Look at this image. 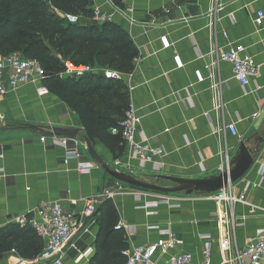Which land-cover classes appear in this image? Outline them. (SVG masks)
I'll return each mask as SVG.
<instances>
[{
	"label": "crops",
	"instance_id": "crops-1",
	"mask_svg": "<svg viewBox=\"0 0 264 264\" xmlns=\"http://www.w3.org/2000/svg\"><path fill=\"white\" fill-rule=\"evenodd\" d=\"M91 1L92 8L122 26L138 48L133 71L123 74L131 105L140 117L136 140L145 138L150 147L163 150L155 158L158 171L150 164L145 170L125 172L146 182L166 184L171 182L158 177L217 176L222 173L219 167L223 155L233 159L242 143L228 129L231 122H238L242 138L253 150L260 145L257 152L262 153L264 88L251 92L256 84L264 86V32H259L254 23L258 11L264 10V0H123L121 7L113 0ZM229 44L246 48L247 55L260 65L248 95L234 78L233 66L218 58ZM176 54L181 55L183 69H176ZM212 63L213 69L208 70L206 67ZM196 70L203 72L206 81L198 83ZM42 85L43 81L21 87L0 100V167L5 169V178L0 181V229L14 224L16 217L31 215L42 202H60L67 211L76 212L88 199L115 191L112 200L130 250L168 241L174 235L178 243L167 256L159 257V264H165L170 256L186 253L202 262L209 241L213 245L212 262L222 263L219 238L225 231L218 219L220 208L210 195L173 196L126 187L101 166L90 173L79 171L81 164L93 160L87 147L82 148L81 157L69 158L50 133L53 128L77 129L81 131L78 138L84 139L82 119L55 93L40 95L38 87ZM213 85L217 86L215 90ZM217 93L224 107L209 119L205 114L213 111ZM27 125L43 130L21 128ZM42 137H46L45 143ZM93 145L112 169L113 161L125 159L128 151L126 142ZM257 167L255 164L235 185L242 192L244 180L261 183L260 187H252L249 195L253 205L264 207V181ZM235 212L250 216L236 229L237 243L243 248L264 230V218L251 214L252 208L244 204L236 205ZM105 217L100 207L90 234L78 240L80 251L85 254L91 249L92 254L80 258V253L69 250L66 264L90 262ZM40 244L37 249L42 250L43 242ZM18 262L17 255L10 257V263L0 260V264Z\"/></svg>",
	"mask_w": 264,
	"mask_h": 264
},
{
	"label": "trees",
	"instance_id": "trees-1",
	"mask_svg": "<svg viewBox=\"0 0 264 264\" xmlns=\"http://www.w3.org/2000/svg\"><path fill=\"white\" fill-rule=\"evenodd\" d=\"M113 1L122 6L123 0ZM93 15L91 0H0V54L21 52L38 60L47 73L44 85L79 114L92 144L125 143L108 133L120 126L131 104L123 80L99 73L61 77L67 61L121 74L133 71L139 51L130 34L113 21L96 22ZM101 209L106 217L88 264H127L130 245L124 228H118L113 200H104ZM40 242L32 227L8 225L0 229V256L15 250L22 260L34 261Z\"/></svg>",
	"mask_w": 264,
	"mask_h": 264
},
{
	"label": "built area",
	"instance_id": "built-area-1",
	"mask_svg": "<svg viewBox=\"0 0 264 264\" xmlns=\"http://www.w3.org/2000/svg\"><path fill=\"white\" fill-rule=\"evenodd\" d=\"M93 19L102 24L109 21V16L99 9H94ZM254 23L259 32H264V10L258 11ZM223 35L227 37L226 32H223ZM262 42L264 43V36ZM218 58L220 61L228 62L233 66L234 78L244 89L245 95H248L250 93L248 87L258 77L260 65H257L254 59L247 55L246 48L242 46L232 47L231 44H229L228 50L220 52ZM173 59L176 69L180 70L185 67L181 55L176 54ZM213 65L212 63L206 68L212 70ZM91 73L103 74L109 79L123 80V74L117 71L87 65L78 66L71 61L65 63V72L61 74V77H78ZM195 75L198 83L206 81V77L201 70H196ZM46 77V70L38 60L25 58L22 54H11L6 57L0 54V100L8 92L42 82ZM210 77L213 79L214 75L211 74ZM215 88L217 86L213 85L214 90ZM263 88L264 86L256 84L251 93H257ZM38 92L40 95H45L49 90L45 85H42L38 87ZM223 107L224 103L221 95L217 93L214 99L213 111L205 115L212 119L211 114L217 113ZM139 123L140 117L137 110L130 104L125 119L120 123V126L111 129V133L115 136H121L128 146L125 159H115L113 161V167L117 171L127 173L125 171L130 169L145 170L150 164L155 165V171L160 169L155 162V158L160 157L163 150L150 147L145 138L142 141L136 140ZM237 125L238 122H231L228 129L232 135L239 138L240 142H243L245 140L240 135ZM41 141L45 143L46 137H42ZM53 141L57 146L67 151L69 158L81 157V150L86 146L85 140L78 137L54 136ZM257 151L254 150V165L257 164V174L261 181H264V148L261 154ZM231 162L232 159L229 154H224L219 167L220 171L225 172L230 169ZM98 168H100V165L91 160L88 163L81 164L78 169L83 173H90ZM4 178L5 169L0 167V181ZM244 183L245 186L242 192H238L236 185L233 184L209 196L220 208L218 219L220 226L225 229L224 236L219 238L221 264H264V230L258 236L251 238L243 248L239 247L236 239L237 227L250 217L248 215H237L235 212L236 205L250 206L252 208L251 214L264 218V207L253 205L249 195V190L252 187H260L261 183L254 184L247 180H244ZM115 195V191H107L100 196L90 198L86 201L84 208L76 212L67 211L60 202H42L31 215L16 217L13 223L20 225L22 228L32 227L43 242V249L34 260V264H66L69 250L80 253V258L82 256L89 257L93 250L90 249L83 254L77 245L78 240L82 236L90 234L95 223L94 217L104 200L113 199ZM118 228H123V223L119 222ZM177 243L175 236L171 235L168 241L144 245L135 250L129 249L125 253L128 259L127 264H159V257L167 256ZM212 247V242L206 243L202 262H196L193 255L186 253L168 257L165 264H214L212 262ZM11 254L16 255V251L13 250ZM19 260L23 261L21 258Z\"/></svg>",
	"mask_w": 264,
	"mask_h": 264
},
{
	"label": "water",
	"instance_id": "water-1",
	"mask_svg": "<svg viewBox=\"0 0 264 264\" xmlns=\"http://www.w3.org/2000/svg\"><path fill=\"white\" fill-rule=\"evenodd\" d=\"M21 128L35 131L43 130L31 125L23 126ZM80 132L81 131L77 129L72 130L53 128L50 136L77 138ZM84 140L88 154L97 164L101 166L107 175H110L120 183L132 186L134 188L161 194L171 195L184 193L187 196H191L194 193H202L206 195H212L240 181L254 166V150L249 147L246 141H243L239 147L237 155L232 159L230 169L226 170L225 172H222L221 174L211 178L201 179H185L173 176L158 177V180L169 181L174 184L173 187H166L160 185L159 181L157 183L146 182L128 173L112 169L95 149L91 140L88 137H84ZM259 146L260 145H258L256 150H258Z\"/></svg>",
	"mask_w": 264,
	"mask_h": 264
},
{
	"label": "rangeland",
	"instance_id": "rangeland-1",
	"mask_svg": "<svg viewBox=\"0 0 264 264\" xmlns=\"http://www.w3.org/2000/svg\"><path fill=\"white\" fill-rule=\"evenodd\" d=\"M13 54H21V52H13ZM159 184L162 186H166V187H173L174 186V184H172V183L166 184L164 182H159ZM126 187H131V186L127 185ZM135 189H137V188H135ZM171 195L180 196V195H185V194L184 193H178V194H171ZM40 251H41V249H38V252H40ZM11 256H13V255L8 254V255L0 256V260H6L7 262L10 263V257ZM17 264H34V261L29 262V261H25V260H23V261L19 260V262Z\"/></svg>",
	"mask_w": 264,
	"mask_h": 264
},
{
	"label": "bare ground",
	"instance_id": "bare-ground-1",
	"mask_svg": "<svg viewBox=\"0 0 264 264\" xmlns=\"http://www.w3.org/2000/svg\"><path fill=\"white\" fill-rule=\"evenodd\" d=\"M222 230L225 231L224 227L222 226Z\"/></svg>",
	"mask_w": 264,
	"mask_h": 264
}]
</instances>
